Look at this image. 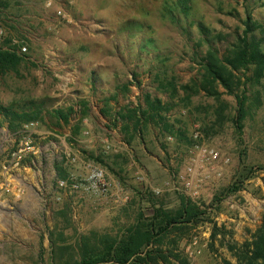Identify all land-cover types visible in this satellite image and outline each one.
I'll return each instance as SVG.
<instances>
[{"label": "rangeland", "instance_id": "rangeland-1", "mask_svg": "<svg viewBox=\"0 0 264 264\" xmlns=\"http://www.w3.org/2000/svg\"><path fill=\"white\" fill-rule=\"evenodd\" d=\"M165 2L56 0L53 7L20 11L26 14L22 29L1 24L6 33L0 46L11 33L12 43L26 45L36 65L27 61L16 71L0 74V103L21 107L35 101L43 119L34 121L35 152L27 153L20 166L7 173L4 165L20 132L9 129L8 119L0 114V264H53V254L57 260L74 262L84 242L124 232L141 213L151 216L158 207L153 201L174 210L182 194L206 208L216 192L247 174L251 166L264 165V79L249 91L254 105L242 136L232 120L237 101L228 93L222 95L229 106L225 125L214 124L219 103L202 92L188 105L176 99L168 113L184 134H164L161 126L150 124L144 138L136 137L131 145L121 131L122 122L103 114L106 103L114 113L143 102L147 92L172 102L169 93L152 81L149 69L155 65L172 66L180 82L197 71L184 51L185 31L162 15ZM247 2L255 18H263L264 0ZM247 2L193 0L194 16L226 35L218 43L224 49L244 28ZM149 39L154 43L147 48ZM158 50L167 60L155 56ZM125 83L128 91L118 88ZM69 106L74 108L69 123L56 118L55 109ZM79 121L81 129L75 134ZM212 125L207 133L204 127ZM104 140L111 150H105ZM196 145L219 155L209 160ZM94 165L105 169L112 184L107 195L60 188V179L83 178ZM208 209L212 211L205 219L169 236L164 246L175 241L191 264L235 263L227 244L249 239L264 216V170H254L240 191ZM215 225L221 234L212 238Z\"/></svg>", "mask_w": 264, "mask_h": 264}, {"label": "trees", "instance_id": "trees-1", "mask_svg": "<svg viewBox=\"0 0 264 264\" xmlns=\"http://www.w3.org/2000/svg\"><path fill=\"white\" fill-rule=\"evenodd\" d=\"M8 6L7 0H0V18L5 15ZM194 9L193 0H166L162 10L163 17H169L185 31L187 41L184 51L190 55V60L196 64L195 69H197L186 82H180L177 74L171 71L172 66L169 67L166 62L149 69L155 87L169 93L172 102H166L154 96L152 92H147L143 102L125 105L114 113L106 103L107 108L102 110L103 114L112 118L114 122L117 120L122 122L121 131L125 134V141L129 145L136 137L143 139L144 129L150 124L161 126L164 134H184L183 129L170 120L168 113L176 105L174 102L176 99L188 105L195 95L202 92L219 103L214 109V124L220 127L225 125L230 117L229 106L222 99V95L223 93L234 95L237 101V113L232 120L237 132L241 136L244 133V121L254 105L251 101L253 96L249 91L264 79V16L255 18L250 3L247 2L245 17L241 20L244 25L243 30L238 31L235 40L222 49L218 43L223 42L226 35L215 32L202 19L194 16ZM13 41L14 37L10 34L6 43L0 46L1 75L18 70L19 66L27 61L36 65L27 53L20 52V45L13 44ZM153 43L154 41L149 39L145 47L149 48ZM155 56L166 58L163 50H158ZM118 88L128 91L129 83ZM257 91L258 89L253 90L252 93ZM110 99L113 98H107L106 101ZM254 99L257 100L255 96ZM82 103L84 106L82 117H86L87 102ZM73 112L74 108L69 106L65 109H55L54 115L69 123ZM0 114L8 119L9 129L13 132H20L26 124L43 119L42 107L35 101L26 102L21 107L4 106L0 103ZM204 128L208 133L207 129L214 126ZM80 129L81 121L74 126L73 133H79ZM190 142L192 144L193 140ZM258 169L264 170V165L251 166L247 174H243L228 187L216 192L212 203L206 208L182 194H180L181 204L174 210L166 209L153 201L158 207L151 216L141 213L136 223L124 232L116 236L105 235L93 243L84 242L81 245L80 257L74 262L67 259L57 260L53 254V264H169L171 260L178 264H191L188 255L178 248L175 241H171V246H164L165 240L205 219V215L212 211L208 208L219 206L226 196L240 191L246 179ZM220 234L221 228L215 225L212 238ZM227 245L237 259L235 263L227 261V264H264V216L249 239L242 243L233 240Z\"/></svg>", "mask_w": 264, "mask_h": 264}, {"label": "built area", "instance_id": "built-area-1", "mask_svg": "<svg viewBox=\"0 0 264 264\" xmlns=\"http://www.w3.org/2000/svg\"><path fill=\"white\" fill-rule=\"evenodd\" d=\"M56 0H45L47 7H53ZM63 9L59 8L58 13L62 14ZM6 30L3 25L0 24V40L4 37ZM28 50L26 45L20 46V52L26 53ZM36 122H30L26 124L20 131V140L17 146L9 154V159L7 160V165H4L5 171L8 173L14 167H19L21 162L24 160L25 156L29 152H35V146L33 143V127ZM198 134H196L197 136ZM105 145V150L109 151L112 149V145L106 140L103 141ZM199 147V145H196ZM201 154L206 158L216 159L218 157V152L208 151L203 147H199ZM207 159V160H208ZM192 170V169H190ZM59 186L62 189H69L71 191H84L95 196H105L111 189V182L107 178L106 171L103 167L99 165L92 166L83 178H78L74 175L68 178L60 179ZM9 186L6 185L8 190Z\"/></svg>", "mask_w": 264, "mask_h": 264}, {"label": "crops", "instance_id": "crops-1", "mask_svg": "<svg viewBox=\"0 0 264 264\" xmlns=\"http://www.w3.org/2000/svg\"><path fill=\"white\" fill-rule=\"evenodd\" d=\"M9 2V6L6 10L5 15L0 18V24H6L12 27L16 25L20 29H22L20 25V21H22L26 16V14H20L19 12L25 11L27 7H35L38 9L46 7L45 0H7ZM58 4H56L57 6ZM11 34V33H10ZM87 132V131H85Z\"/></svg>", "mask_w": 264, "mask_h": 264}]
</instances>
